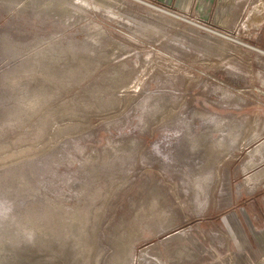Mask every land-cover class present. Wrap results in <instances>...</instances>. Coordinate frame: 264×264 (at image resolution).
I'll list each match as a JSON object with an SVG mask.
<instances>
[{"label":"rangeland","instance_id":"obj_1","mask_svg":"<svg viewBox=\"0 0 264 264\" xmlns=\"http://www.w3.org/2000/svg\"><path fill=\"white\" fill-rule=\"evenodd\" d=\"M260 170L264 0H0V264H264Z\"/></svg>","mask_w":264,"mask_h":264},{"label":"crops","instance_id":"obj_2","mask_svg":"<svg viewBox=\"0 0 264 264\" xmlns=\"http://www.w3.org/2000/svg\"><path fill=\"white\" fill-rule=\"evenodd\" d=\"M261 152L263 153V151L261 150ZM261 177H259L260 178V180L261 181H264V170H260V172L258 173ZM259 180V179H258ZM264 241H262L261 243H263Z\"/></svg>","mask_w":264,"mask_h":264},{"label":"bare ground","instance_id":"obj_3","mask_svg":"<svg viewBox=\"0 0 264 264\" xmlns=\"http://www.w3.org/2000/svg\"><path fill=\"white\" fill-rule=\"evenodd\" d=\"M162 10V9H161ZM167 12V11H166ZM255 15V14H254ZM177 16V15H176ZM260 17V16H259ZM258 20V19H257Z\"/></svg>","mask_w":264,"mask_h":264}]
</instances>
